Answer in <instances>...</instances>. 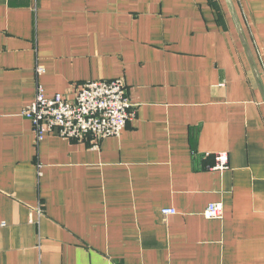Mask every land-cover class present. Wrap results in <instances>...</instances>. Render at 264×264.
Returning a JSON list of instances; mask_svg holds the SVG:
<instances>
[{
	"label": "crops",
	"instance_id": "obj_1",
	"mask_svg": "<svg viewBox=\"0 0 264 264\" xmlns=\"http://www.w3.org/2000/svg\"><path fill=\"white\" fill-rule=\"evenodd\" d=\"M117 78L120 137L38 143L39 86ZM0 264H264V0H0Z\"/></svg>",
	"mask_w": 264,
	"mask_h": 264
},
{
	"label": "built area",
	"instance_id": "obj_2",
	"mask_svg": "<svg viewBox=\"0 0 264 264\" xmlns=\"http://www.w3.org/2000/svg\"><path fill=\"white\" fill-rule=\"evenodd\" d=\"M44 72V68L38 70L40 75ZM72 95V98L64 94L48 97L44 88L38 87L35 100L23 112L33 124L38 143L47 135L56 133L60 138L78 142L92 139L96 149L103 140L120 137L135 120L137 107L130 99L122 78L85 83ZM212 170H230L227 153L216 155ZM175 213L174 209L162 211L163 216ZM223 213V204H211L205 211V217L218 221L223 219Z\"/></svg>",
	"mask_w": 264,
	"mask_h": 264
}]
</instances>
